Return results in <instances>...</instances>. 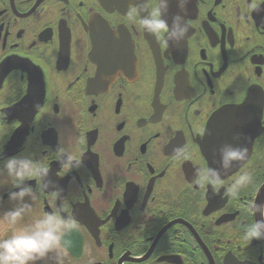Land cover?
Returning <instances> with one entry per match:
<instances>
[{"label":"flooded vegetation","instance_id":"flooded-vegetation-1","mask_svg":"<svg viewBox=\"0 0 264 264\" xmlns=\"http://www.w3.org/2000/svg\"><path fill=\"white\" fill-rule=\"evenodd\" d=\"M136 6L0 0V159L47 162L75 224L72 247L40 264H264V239L244 236L264 203V0H188L179 44L130 20ZM225 142L246 161L201 183ZM59 145L82 166L62 169ZM245 171L253 183L232 195ZM9 189L0 178V211ZM28 202L15 228L60 206L50 190Z\"/></svg>","mask_w":264,"mask_h":264},{"label":"clouds","instance_id":"clouds-1","mask_svg":"<svg viewBox=\"0 0 264 264\" xmlns=\"http://www.w3.org/2000/svg\"><path fill=\"white\" fill-rule=\"evenodd\" d=\"M173 0H157L150 9L146 7V0H137V6L132 8L129 19L135 21L139 14V23L143 30L151 35L165 34L167 41L179 44L190 31L185 15L188 0H175L178 13L169 15V7ZM6 114L0 113V118ZM179 151V150H178ZM4 152V145L0 143V156ZM57 163L62 169L71 171L82 166V161L76 159L63 146L56 149ZM182 154V153H181ZM219 157V167L206 166L198 170L197 175L201 183L212 186H221L223 177L231 172L237 164H242L248 156V149L234 143L225 142L214 152ZM51 169L42 158L36 159L32 154H17L6 159H0V178H6L11 183L7 191L9 201L15 202L11 209L0 211V264H40L49 258L58 246L72 247V240L67 238L75 224L71 218L65 217L64 212L68 203L63 195V189L50 179ZM38 179L40 183L35 186L27 183ZM253 183L250 172H242L228 187L229 193L236 195L239 191ZM51 194L60 201V206L51 213H45L41 218L35 219L26 227L15 228L24 216L31 210L28 201H35L39 194ZM4 194L0 193V201ZM27 198V200H26ZM254 214H259L247 227L244 234L248 242L264 239V203L251 206ZM9 231L11 234L8 235ZM56 264H63L59 253L55 255Z\"/></svg>","mask_w":264,"mask_h":264}]
</instances>
